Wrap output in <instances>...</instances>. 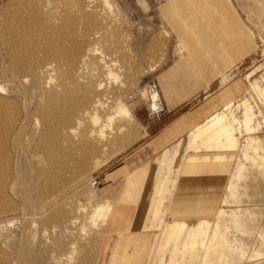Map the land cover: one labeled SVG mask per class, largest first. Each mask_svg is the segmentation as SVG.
<instances>
[{
  "label": "rangeland",
  "instance_id": "1",
  "mask_svg": "<svg viewBox=\"0 0 264 264\" xmlns=\"http://www.w3.org/2000/svg\"><path fill=\"white\" fill-rule=\"evenodd\" d=\"M231 2L239 28L228 24L218 37L233 59L223 70L235 65V76L209 99L220 104L216 111L230 101L226 113L242 125L241 146L233 165V154L222 166L193 160L178 179L181 185L188 168V185L223 187L198 192L194 206L215 210L205 222L217 246L208 256L200 247L183 252L180 239L174 253L175 239L163 238L162 227L171 221L163 208L155 217L161 227L145 232L148 255L155 240L148 264H264V0L242 9ZM176 14L167 0H0V264H92L103 221L95 212L102 194L91 196L90 175L99 177L131 150L145 134L144 121L154 122L151 129L161 122V116L149 119L140 89L178 58L171 25ZM177 29L189 39L190 31ZM255 85L261 92L253 91ZM119 103L130 121L114 116ZM189 129L177 139L182 145ZM202 136L223 140L218 150L233 147L216 127ZM184 154L182 147L180 158ZM172 174L167 178L174 180ZM206 194L215 195L211 204L200 202ZM164 203L169 206L167 198ZM218 220L226 225V242ZM197 221L188 218L186 224ZM199 240L201 246L207 242Z\"/></svg>",
  "mask_w": 264,
  "mask_h": 264
},
{
  "label": "crops",
  "instance_id": "2",
  "mask_svg": "<svg viewBox=\"0 0 264 264\" xmlns=\"http://www.w3.org/2000/svg\"><path fill=\"white\" fill-rule=\"evenodd\" d=\"M167 1L171 8H176L178 17V20L173 21L175 24L171 21L176 33L178 58L157 75V80L152 81L159 89L164 112L161 115V122L153 129L150 128V125L154 123L152 120L144 121L145 134L141 133L137 144L116 159L114 164H107L99 172V179L102 182L101 190H99L102 194L100 207H106L109 211L102 224L92 264H148L155 240L148 255L145 232L148 229H158L156 225L160 221H157L155 217L163 208L166 211L165 216L171 220L165 228L162 227L163 238L175 239L174 253L177 251V241L180 239H182L183 252L188 250L194 252L197 247H200L205 256H208L217 246L215 236L208 234L209 224L205 222L207 216L215 214V210L195 209L194 206L198 200V192H216L215 190L220 188L222 190L223 187L202 188L188 185L192 183L188 168L181 179V185L178 179L184 164H192L193 160H207L209 163L222 166L224 164L221 162L224 158L233 154V165L235 153L240 149L241 143L237 134L241 135L242 125L231 111L226 113L232 106L225 107L230 101L225 102L223 107L216 111L220 104L215 98L209 99L215 94L219 85L225 87L235 76L231 69L235 65L226 71L223 70V64L230 63L233 59H229L228 53L230 54L231 50L227 52L228 48L218 37V32L227 33L228 24L239 28L240 20L238 16L233 15L234 7L231 0L221 2L178 0L179 3L175 2L176 0ZM174 2L176 7H173ZM234 2L242 9L252 0H234ZM182 16L185 18L183 19ZM179 25L190 31L189 39H183L177 34ZM241 39L246 40L244 37ZM238 41H240L239 35ZM238 41H236L237 46H239ZM252 75H254L253 71L249 72L245 79H251ZM252 89L256 93L261 92L256 85L252 86ZM202 94L204 96L200 98V101L194 103L196 96ZM188 104L190 105L187 106ZM243 125L246 127L245 121ZM213 127H216L217 131L227 132L232 148L218 150V145L224 144L223 140L202 136L206 129L212 130ZM188 128L190 129L186 135V141L182 145V140L177 141V139L183 137ZM194 129L196 130L193 132ZM250 139L253 138H248L242 146L244 156ZM175 141L177 142L174 146L168 148ZM182 147L185 154L180 158ZM209 147L212 150H209ZM178 158H180L179 165L173 169V163ZM195 164L201 171L203 162L197 161ZM165 167L168 173L163 174ZM197 173L195 175L199 176ZM171 174L174 180L167 178ZM230 174L231 172L228 178ZM159 177H164L168 181L163 183ZM167 193H170L168 197L165 196ZM153 196H158L155 202H152ZM214 196V194L202 195L200 202L211 204L213 201L210 202V199ZM166 198L169 206H164ZM192 217L198 221L195 226L189 228L186 221ZM217 224L220 226L219 230L222 232L224 230L220 235L226 242L228 239L225 233L226 225L220 220ZM161 225L159 223L160 227ZM200 236L207 240L202 246L199 244ZM227 246L225 243L224 247ZM159 248L160 246L157 247Z\"/></svg>",
  "mask_w": 264,
  "mask_h": 264
},
{
  "label": "clouds",
  "instance_id": "3",
  "mask_svg": "<svg viewBox=\"0 0 264 264\" xmlns=\"http://www.w3.org/2000/svg\"><path fill=\"white\" fill-rule=\"evenodd\" d=\"M140 96L147 109L149 119L159 118L164 111V107L160 103V96L156 86L152 84L144 85L140 89Z\"/></svg>",
  "mask_w": 264,
  "mask_h": 264
},
{
  "label": "bare ground",
  "instance_id": "4",
  "mask_svg": "<svg viewBox=\"0 0 264 264\" xmlns=\"http://www.w3.org/2000/svg\"><path fill=\"white\" fill-rule=\"evenodd\" d=\"M74 53H76L75 52V49L73 48L72 49V51H71V54H74ZM262 55H264V51L262 52ZM74 55H72L70 58H71V61H73V59H74ZM110 76V80L112 79V80H116V76H112V75H109ZM108 79V80H109ZM152 83V85H155L156 86V88H157V91L159 92V89H158V87H157V84L156 83H154V82H151ZM160 93V92H159ZM160 101H161V104L163 105V103H162V100H161V98H160ZM164 112V111H163ZM163 112L160 114V116L163 114ZM114 116L115 117H118V118H121V119H125V120H127V121H130L131 120V115H130V113H129V111H128V109H127V107H125L123 104H121V103H119V104H117V106H116V108L114 109ZM51 157V156H50ZM100 189V188H99ZM99 189H98V192H97V195L96 196H92L94 199H97L98 198V195H99ZM91 193V192H90ZM108 211H109V209L108 208H106V207H99L95 212H96V214L99 216V217H102V221L104 222V220L106 219V216H107V214H108Z\"/></svg>",
  "mask_w": 264,
  "mask_h": 264
},
{
  "label": "built area",
  "instance_id": "5",
  "mask_svg": "<svg viewBox=\"0 0 264 264\" xmlns=\"http://www.w3.org/2000/svg\"><path fill=\"white\" fill-rule=\"evenodd\" d=\"M161 103V101H160ZM146 114L148 115L147 109H146ZM158 119V118H156ZM99 177L97 175H95L94 173L90 175V179H89V190L91 192L92 196H96L98 189H99Z\"/></svg>",
  "mask_w": 264,
  "mask_h": 264
}]
</instances>
